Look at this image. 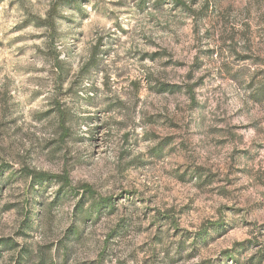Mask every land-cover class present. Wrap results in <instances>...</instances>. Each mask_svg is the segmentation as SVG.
I'll return each mask as SVG.
<instances>
[{"label": "clouds", "instance_id": "9594fccd", "mask_svg": "<svg viewBox=\"0 0 264 264\" xmlns=\"http://www.w3.org/2000/svg\"><path fill=\"white\" fill-rule=\"evenodd\" d=\"M0 264H264V0H0Z\"/></svg>", "mask_w": 264, "mask_h": 264}]
</instances>
